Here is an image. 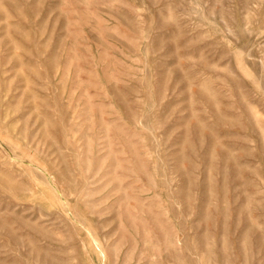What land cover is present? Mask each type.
I'll use <instances>...</instances> for the list:
<instances>
[{
    "label": "rangeland",
    "instance_id": "obj_1",
    "mask_svg": "<svg viewBox=\"0 0 264 264\" xmlns=\"http://www.w3.org/2000/svg\"><path fill=\"white\" fill-rule=\"evenodd\" d=\"M0 264H264V0H0Z\"/></svg>",
    "mask_w": 264,
    "mask_h": 264
}]
</instances>
